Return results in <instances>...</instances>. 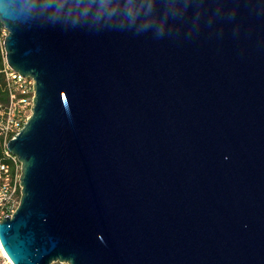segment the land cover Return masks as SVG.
<instances>
[{
	"label": "water",
	"instance_id": "water-1",
	"mask_svg": "<svg viewBox=\"0 0 264 264\" xmlns=\"http://www.w3.org/2000/svg\"><path fill=\"white\" fill-rule=\"evenodd\" d=\"M0 24L34 80L13 264H264V0H0Z\"/></svg>",
	"mask_w": 264,
	"mask_h": 264
},
{
	"label": "built area",
	"instance_id": "built-area-1",
	"mask_svg": "<svg viewBox=\"0 0 264 264\" xmlns=\"http://www.w3.org/2000/svg\"><path fill=\"white\" fill-rule=\"evenodd\" d=\"M7 99L0 102V149L5 162L0 161V222L11 216L20 200L21 164L7 149V143L23 128L32 113L34 80L14 72L3 59L0 66ZM0 264H13L0 244ZM53 264H64L56 262Z\"/></svg>",
	"mask_w": 264,
	"mask_h": 264
},
{
	"label": "trees",
	"instance_id": "trees-1",
	"mask_svg": "<svg viewBox=\"0 0 264 264\" xmlns=\"http://www.w3.org/2000/svg\"><path fill=\"white\" fill-rule=\"evenodd\" d=\"M3 26L0 24V32L3 30ZM2 42L3 40L0 39V66L3 64V59H4V52H3V47H2ZM7 99V93L5 91V85L3 78L0 75V102H5ZM0 161L5 162L6 160L3 158L1 149H0Z\"/></svg>",
	"mask_w": 264,
	"mask_h": 264
},
{
	"label": "rangeland",
	"instance_id": "rangeland-1",
	"mask_svg": "<svg viewBox=\"0 0 264 264\" xmlns=\"http://www.w3.org/2000/svg\"><path fill=\"white\" fill-rule=\"evenodd\" d=\"M6 35V31L3 29L1 32H0V39L3 40L4 36Z\"/></svg>",
	"mask_w": 264,
	"mask_h": 264
}]
</instances>
